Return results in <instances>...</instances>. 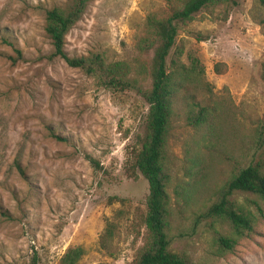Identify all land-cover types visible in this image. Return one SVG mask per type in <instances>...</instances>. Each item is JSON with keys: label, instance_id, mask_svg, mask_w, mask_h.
<instances>
[{"label": "rangeland", "instance_id": "1", "mask_svg": "<svg viewBox=\"0 0 264 264\" xmlns=\"http://www.w3.org/2000/svg\"><path fill=\"white\" fill-rule=\"evenodd\" d=\"M72 1L0 0V264H57L70 247L82 249L76 264H130L145 242L147 183L131 167V153L147 105L49 58L44 13ZM164 4L92 0L67 31L64 51L130 62L145 15L160 14ZM175 46L182 64L194 56L203 70L188 93L207 106L209 122L186 125L174 104L169 249L186 264H264V221L255 209L264 214L262 200L229 197L252 220L243 236L205 216L238 170L257 164L264 173V4L232 0L201 9L178 30ZM220 235L235 240L230 251L218 250Z\"/></svg>", "mask_w": 264, "mask_h": 264}, {"label": "trees", "instance_id": "2", "mask_svg": "<svg viewBox=\"0 0 264 264\" xmlns=\"http://www.w3.org/2000/svg\"><path fill=\"white\" fill-rule=\"evenodd\" d=\"M90 1L73 0L65 8L52 7L45 11L43 31L51 46L49 58L57 57L68 67L82 71L103 89L132 92L147 105L143 132L137 137L138 148L131 153V167L147 183L146 213L143 218L146 235L143 246L130 264H186L180 255L169 249L170 198L167 193L166 148L175 103L180 104L184 111L185 124L193 128L207 125L209 112L207 106L200 105L188 93V84L192 81L200 83L203 70L194 56H188L187 66L181 63L182 49L175 46V38L178 30L192 19L193 14L232 0H164L160 14L149 12L145 15L132 43L130 62H107L98 53L68 56L64 51L67 31L80 18ZM260 1L264 4V0ZM2 43L6 41L2 40ZM14 51L16 57H20V52ZM213 69L219 74L220 64H215ZM53 137L59 139L58 136ZM17 170L22 174L19 168ZM235 192L255 195L264 202V173L257 164H249L238 170L224 184L218 201L211 204L205 213L207 217L224 220L236 236H243V233L251 231L252 220L244 211L234 209L229 201ZM255 209L264 221V214L257 205ZM110 236L106 228L102 237L107 240ZM216 243L218 250L224 252L232 249L235 240L220 235ZM82 253L80 247L67 248L57 264H76Z\"/></svg>", "mask_w": 264, "mask_h": 264}]
</instances>
